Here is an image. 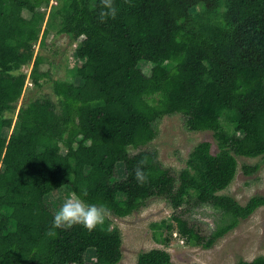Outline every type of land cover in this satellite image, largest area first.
Here are the masks:
<instances>
[{"label": "trees", "instance_id": "1", "mask_svg": "<svg viewBox=\"0 0 264 264\" xmlns=\"http://www.w3.org/2000/svg\"><path fill=\"white\" fill-rule=\"evenodd\" d=\"M50 1L61 5L52 4L40 33ZM111 5L115 16L106 0H0V264H82L90 250L91 264L118 263L122 237L106 219L92 231L72 225L50 235L56 209L46 195L61 187L75 196L87 189L82 199L120 217L152 197L175 211L192 194L194 204L221 212L209 235L180 214L152 228H174L203 247L264 205L261 194L240 204L219 193L234 178L237 155L264 154V0ZM51 28L76 41L75 81L54 78L55 100L18 105L28 78L22 65L32 61L35 86L48 76L40 70L42 55L33 53ZM140 61L152 63L148 75ZM173 114L190 131L211 130L218 147L213 153L209 141L199 142L176 174L147 148L157 122ZM137 167L143 182L135 178ZM256 169L244 166L246 173ZM153 238L166 239L157 231ZM134 264L175 263L166 249L151 248ZM234 264H264V255Z\"/></svg>", "mask_w": 264, "mask_h": 264}, {"label": "rangeland", "instance_id": "2", "mask_svg": "<svg viewBox=\"0 0 264 264\" xmlns=\"http://www.w3.org/2000/svg\"><path fill=\"white\" fill-rule=\"evenodd\" d=\"M60 3L58 5L50 1L47 8H42L46 16L40 33L47 26V16L52 4H57L59 8ZM55 28L49 30L44 46H39L37 41L33 53L42 55L40 70L47 71L48 76L41 78V86H35L29 78L32 61L22 65L20 71L27 73L28 78L18 105L44 96L55 100L56 97L51 88V80L54 78L75 81L72 70L77 63L76 41L70 40L64 33H57ZM151 66L152 63L147 61L139 63V67L146 75L149 74ZM222 123L228 129L227 122L222 121ZM156 127L157 133L147 148L155 149L160 162L174 174L185 166L189 153L199 142L207 140L211 143V152L215 153L218 150L211 130L190 131L184 126L179 114L164 115L157 122ZM8 132L7 128H3L1 134L6 135ZM236 159L237 171L234 178L219 193L228 194L240 204H245L253 195H264V154L256 157L237 155ZM244 166H257V169L246 173ZM118 173L120 177L123 176L121 165L118 167ZM69 196L75 195L67 187L58 188L46 195L55 209ZM119 197L123 198V195ZM188 198L190 202L175 211L162 197H152L139 211H133L123 217L106 211L105 219L108 220L109 226L118 229L122 237L121 258L117 264H134L141 251L151 248L166 249L175 264H234L239 259L248 260L247 258L251 256L264 255V205L256 208L248 217L241 219L234 228L215 240L210 247L186 241L174 228L172 233H169L170 230L165 226L152 228L153 224H159L162 220L171 224L172 215L180 214L200 234L209 235L218 223L221 212L206 203L194 204L192 194ZM155 231L160 232L161 237L166 239L161 241L154 239ZM94 256L93 250L88 251L82 264H91Z\"/></svg>", "mask_w": 264, "mask_h": 264}, {"label": "clouds", "instance_id": "3", "mask_svg": "<svg viewBox=\"0 0 264 264\" xmlns=\"http://www.w3.org/2000/svg\"><path fill=\"white\" fill-rule=\"evenodd\" d=\"M109 6V14L116 15V8L111 5V0H106ZM135 178L138 182L146 179L143 171L137 167L135 169ZM87 195V189H81L80 196H69L55 210L52 219V229L50 235H55V229L60 227H71L72 225H81L88 231H92L105 221V205L89 203L82 199ZM249 262L255 259L254 256L247 258Z\"/></svg>", "mask_w": 264, "mask_h": 264}]
</instances>
